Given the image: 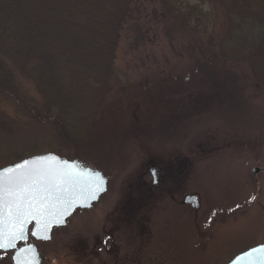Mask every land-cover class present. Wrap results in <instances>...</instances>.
I'll use <instances>...</instances> for the list:
<instances>
[{
	"label": "rangeland",
	"instance_id": "obj_1",
	"mask_svg": "<svg viewBox=\"0 0 264 264\" xmlns=\"http://www.w3.org/2000/svg\"><path fill=\"white\" fill-rule=\"evenodd\" d=\"M152 7L165 21L158 41L137 47L136 24L126 27L113 89L90 127L72 130L77 141L42 120L30 80L22 79L28 108L0 95V169L53 151L109 177L99 203L36 242L42 264H226L264 243V79L227 38L226 8L210 0H152ZM200 58L229 62L236 86L229 77L223 83L226 73L197 71ZM189 195L199 197L198 208L185 204ZM12 255L0 252V264H13Z\"/></svg>",
	"mask_w": 264,
	"mask_h": 264
},
{
	"label": "trees",
	"instance_id": "obj_2",
	"mask_svg": "<svg viewBox=\"0 0 264 264\" xmlns=\"http://www.w3.org/2000/svg\"><path fill=\"white\" fill-rule=\"evenodd\" d=\"M210 1L219 10L226 8L227 38L239 44L254 78L264 79V40H258L264 5ZM149 6L152 0H0V95L13 96L28 108L22 79L30 80L41 95L42 120L56 121L58 137L77 141L72 130L90 127L93 110L113 89L117 46L126 27L136 24L137 47L158 41L165 21L161 25L157 9ZM206 59L195 64L200 73L210 78L226 73L224 84L240 79L229 62Z\"/></svg>",
	"mask_w": 264,
	"mask_h": 264
},
{
	"label": "water",
	"instance_id": "obj_3",
	"mask_svg": "<svg viewBox=\"0 0 264 264\" xmlns=\"http://www.w3.org/2000/svg\"><path fill=\"white\" fill-rule=\"evenodd\" d=\"M25 160L30 163L23 164ZM6 168L12 171L3 173L0 187V230L5 245L10 241L14 247L2 248L0 252H12L13 264H42L36 242L50 241L54 230L65 227L77 210L92 209L108 192L109 177L101 170L79 158L69 159L53 151L23 158L0 170ZM156 171L157 168H153L155 183ZM261 171L259 167L252 169L253 174ZM96 172L103 177L102 183L100 177L93 175ZM185 201L199 207L197 195H189ZM262 245L264 243L238 253L227 264H264V251L243 255ZM237 257L241 258L237 260Z\"/></svg>",
	"mask_w": 264,
	"mask_h": 264
},
{
	"label": "snow or ice",
	"instance_id": "obj_4",
	"mask_svg": "<svg viewBox=\"0 0 264 264\" xmlns=\"http://www.w3.org/2000/svg\"><path fill=\"white\" fill-rule=\"evenodd\" d=\"M36 159H47V157H37ZM30 161H23V164H29ZM64 164H68L69 162L68 161H63ZM16 168H20L21 165H15ZM12 169L10 168H6V169H3V170H0V187H2V183H3V173H6V172H11ZM85 171H91V170H88L86 169ZM93 175L97 176V177H100V183L103 182V177L100 176V173L96 172V173H93ZM21 238H23V233L21 232ZM5 247H14V245H11V242L9 241V245H5L4 241H3V234H2V230H0V249L2 248H5ZM261 251H264V245L260 246V248H253L251 249V252H246L244 253L243 255L244 256H250L251 253H255V252H261ZM241 257H237L236 259L239 260ZM233 264H235V262H233Z\"/></svg>",
	"mask_w": 264,
	"mask_h": 264
},
{
	"label": "flooded vegetation",
	"instance_id": "obj_5",
	"mask_svg": "<svg viewBox=\"0 0 264 264\" xmlns=\"http://www.w3.org/2000/svg\"><path fill=\"white\" fill-rule=\"evenodd\" d=\"M158 171V170H157ZM186 199V198H185ZM184 202H185V204H188L185 200H184ZM190 205H192V204H190Z\"/></svg>",
	"mask_w": 264,
	"mask_h": 264
}]
</instances>
